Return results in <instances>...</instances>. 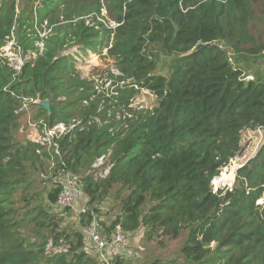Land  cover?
Wrapping results in <instances>:
<instances>
[{
    "label": "trees",
    "instance_id": "16d2710c",
    "mask_svg": "<svg viewBox=\"0 0 264 264\" xmlns=\"http://www.w3.org/2000/svg\"><path fill=\"white\" fill-rule=\"evenodd\" d=\"M31 9L15 20V1L0 4V49L18 21L19 45L36 51L19 72L0 56V264H99L81 251L79 234L60 228L57 181L45 179L51 213L30 202L31 172L45 171L47 153L15 139L20 98L49 101L50 112L36 104L35 121H80L57 139L56 168L81 175L89 205L110 194L119 199L109 225L168 240L187 231L179 264H264V142L237 169L232 188L211 186L239 152L242 131L264 127V0H37ZM35 12L38 25L52 26L41 54L22 28ZM88 15L93 25L85 24ZM104 41L123 78L111 96L61 54L72 45L102 49ZM199 42L211 45L187 55ZM160 54L172 57L167 75L154 73ZM261 57V71L246 79L245 65ZM142 89L156 95V106H132ZM101 156L110 168L95 177L89 170ZM20 186L23 213L14 199ZM25 219L34 241L20 232ZM50 240L67 251H50Z\"/></svg>",
    "mask_w": 264,
    "mask_h": 264
},
{
    "label": "rangeland",
    "instance_id": "374dc122",
    "mask_svg": "<svg viewBox=\"0 0 264 264\" xmlns=\"http://www.w3.org/2000/svg\"><path fill=\"white\" fill-rule=\"evenodd\" d=\"M5 0H0V4ZM15 1V20L21 19L23 17L22 12L25 14L30 12V8L32 6V11L35 10L37 0H14ZM101 13L106 16L108 21H113L108 17L106 9L102 8ZM35 14V16H34ZM25 16V15H24ZM27 16V15H26ZM32 20L27 22V24L23 25L22 28L26 30L28 33L27 36H36L38 40L34 41V47H38V54H41L44 48V40L48 34L52 31V26L50 28H41V25L37 24V16L38 14L35 12L32 15H29ZM85 24L86 21H93L92 16H85ZM20 24L18 21L14 22L12 32L15 33V30L19 28ZM47 26V24L45 25ZM43 29V30H42ZM16 35V33H15ZM14 35V36H15ZM17 41V39H16ZM18 43V41H17ZM41 46L39 47V45ZM106 41L103 43L102 49L90 50L86 49L85 51H80L79 47L76 45L67 46L64 51H62V55L71 54L73 56L75 67L78 69L80 75L82 77H86L88 79H92L94 81L95 89L99 91L105 92L106 96H111L114 94V88L116 85L123 83V78L121 72L114 66L111 57L107 54V47H104ZM4 46H2L5 49ZM78 53V54H77ZM21 54L25 56L24 59H34L36 57V51L27 50V54L23 51L21 47ZM171 56L160 54L159 63L157 64V69L155 70V74H168L169 62L171 60ZM263 58L257 59V61L250 62L245 65V78H252V74L255 72L261 71L263 67ZM112 74L113 77L110 75ZM120 77L121 79H117ZM119 80V81H118ZM156 95L150 90H140L136 95H134L132 100V106L137 108H152L157 105ZM31 115L34 117L36 114V106H33L31 109ZM119 113H116V120L119 118ZM28 115L23 117L26 119ZM32 118V117H31ZM77 120V119H76ZM22 125V123H20ZM27 127V125H24ZM28 131L25 133L22 128L19 129L18 132L15 133V139L23 142L27 137ZM264 142V127H257L254 129H246L241 133V142H240V150L235 157L229 160V163L224 166L218 176L225 172V174H232V178L229 182L225 184L218 181L215 185L211 183L213 192H217V190H225L224 188H232L234 184H236V172L237 169L242 166L245 162H247L250 158L254 157L255 153L259 149V147ZM106 159L103 160V163ZM100 164L90 170L95 177H103L105 170L108 166H102ZM46 168V163L43 164V169ZM217 177V176H216ZM32 185L31 190L35 192L36 199L32 200V205L40 206L42 209H45L48 213H51V205L47 201V186L45 179H43L42 172H38L37 175L35 172H31ZM212 182V181H211ZM22 186L17 188V191L14 195V199H16V205H19V210L23 213L27 211V202L22 201V197L25 195L24 192L21 191ZM127 192H124L126 194ZM114 194L107 195L97 204L89 205L90 208L97 211L98 220L103 224L108 225L115 220L117 215L120 213V201L119 199L113 198ZM256 203H263V199L259 198ZM49 215V214H48ZM66 217V216H65ZM61 220V219H60ZM59 220V221H60ZM23 227L20 228V232L22 235L29 239L30 241H34L35 236L32 232L34 224L28 222L26 219L23 220ZM26 221V222H25ZM145 229L141 227L139 230L135 231V237L130 239V243L132 247L135 249L136 257L130 264H146L148 262H152L154 260H161L164 264H179L183 262V257L179 254L180 247L185 242L187 238V231H183L181 235L172 240H168L164 237H157L156 235H152L150 238L145 235ZM212 243L211 245H213ZM59 247H49L50 251H57ZM55 253V252H54Z\"/></svg>",
    "mask_w": 264,
    "mask_h": 264
},
{
    "label": "built area",
    "instance_id": "2783aa9c",
    "mask_svg": "<svg viewBox=\"0 0 264 264\" xmlns=\"http://www.w3.org/2000/svg\"><path fill=\"white\" fill-rule=\"evenodd\" d=\"M86 24L93 25L94 22L88 19ZM45 25L46 21H43L41 28H45ZM6 43L5 49L3 47L0 49V56L6 59L11 68L19 72L28 59H24L25 56H22L21 46L17 43L13 32ZM21 101L24 111H22V108L20 109L19 120L28 126V129L25 130L29 132L27 137L44 148L47 153L48 166L42 173L43 179L52 178L53 181H57L61 185L57 203L54 206L55 212L62 215L61 220L58 222L60 228L79 234L81 251L85 255L91 256L99 264H130L133 262L136 252L130 243V239L135 237V231H124L119 223L115 226L108 225L110 229L101 225L97 212L89 207L88 197H86L82 188L81 175L64 168H56L57 158L61 157L57 139L80 125V121L73 119L68 124L59 122L54 125H49L42 119L36 122L30 112L39 99L23 98ZM25 115H28V117L23 119ZM37 152L40 153V150H37ZM104 159L105 156L99 157L91 168L102 164ZM109 168L110 166L104 174H108ZM65 211L67 213L63 215L62 212ZM87 215L89 220H87ZM60 242L62 241L60 240ZM52 246L59 247L57 251H54L55 253L67 251L68 248V245L54 246L50 240L47 247Z\"/></svg>",
    "mask_w": 264,
    "mask_h": 264
},
{
    "label": "water",
    "instance_id": "95a60500",
    "mask_svg": "<svg viewBox=\"0 0 264 264\" xmlns=\"http://www.w3.org/2000/svg\"><path fill=\"white\" fill-rule=\"evenodd\" d=\"M211 44L209 42H199L197 43L190 51H188L186 54H191L193 52H196L198 49L202 48V47H208ZM38 104L41 105L44 109H46L47 112H50V103L47 99H40L38 101ZM22 110L24 111V108H22ZM241 167V166H240ZM212 183V182H211Z\"/></svg>",
    "mask_w": 264,
    "mask_h": 264
},
{
    "label": "bare ground",
    "instance_id": "6f19581e",
    "mask_svg": "<svg viewBox=\"0 0 264 264\" xmlns=\"http://www.w3.org/2000/svg\"><path fill=\"white\" fill-rule=\"evenodd\" d=\"M231 178H232V174L231 173L230 174H225V172L222 171V173L219 176L214 177L212 179V183L216 185L218 183V181H220L221 183L225 184L226 182H229V180Z\"/></svg>",
    "mask_w": 264,
    "mask_h": 264
},
{
    "label": "clouds",
    "instance_id": "9594fccd",
    "mask_svg": "<svg viewBox=\"0 0 264 264\" xmlns=\"http://www.w3.org/2000/svg\"><path fill=\"white\" fill-rule=\"evenodd\" d=\"M20 99H23V98H20ZM31 99V98H30ZM36 99H39L40 100V98H36ZM38 104V103H37ZM34 106H36V105H34ZM22 108V107H21ZM23 111V110H22ZM20 113H21V111H20ZM20 113H19V116H18V121H19V123H21V121L19 120V118H20ZM33 120H35V118L33 117ZM36 122H38V121H36ZM24 125H27V124H24V123H22V125H21V128L23 129V131L26 133V129H28V126L27 127H24ZM26 140H29V139H26ZM29 141H31V140H29ZM33 142V141H32Z\"/></svg>",
    "mask_w": 264,
    "mask_h": 264
}]
</instances>
